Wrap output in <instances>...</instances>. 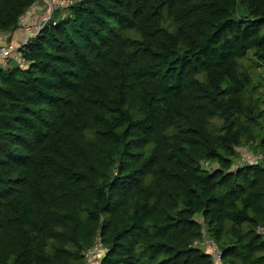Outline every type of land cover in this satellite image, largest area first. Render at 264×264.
Segmentation results:
<instances>
[{
    "label": "trees",
    "instance_id": "16d2710c",
    "mask_svg": "<svg viewBox=\"0 0 264 264\" xmlns=\"http://www.w3.org/2000/svg\"><path fill=\"white\" fill-rule=\"evenodd\" d=\"M70 1L0 69V264H264V0Z\"/></svg>",
    "mask_w": 264,
    "mask_h": 264
},
{
    "label": "built area",
    "instance_id": "2783aa9c",
    "mask_svg": "<svg viewBox=\"0 0 264 264\" xmlns=\"http://www.w3.org/2000/svg\"><path fill=\"white\" fill-rule=\"evenodd\" d=\"M43 2L45 10L37 24H30L27 16L21 18L19 28H22L28 36L23 45L20 47L11 44L0 45V69H7L14 65L23 66L25 60L21 48L26 45L30 39L37 36L40 30L51 21L54 14L59 11H66L69 7L74 5V2L70 0H43ZM243 150V148L238 150L240 155L235 162L236 168H241L245 165H264V154L249 152L247 149H245L246 151ZM257 234L264 238V226H259L257 228ZM199 247L202 249L206 247L211 248L214 264H224L222 251L219 249L216 242L206 238L199 244ZM107 253L108 249L103 246L101 237L98 235L93 246L84 253V264H101Z\"/></svg>",
    "mask_w": 264,
    "mask_h": 264
},
{
    "label": "crops",
    "instance_id": "0c3cea01",
    "mask_svg": "<svg viewBox=\"0 0 264 264\" xmlns=\"http://www.w3.org/2000/svg\"><path fill=\"white\" fill-rule=\"evenodd\" d=\"M44 10L45 9H44L43 0H37L36 4L30 9H28L25 16H27V19L30 22V24L35 25L39 22L40 17L44 13ZM27 38H28L27 33L22 28H19L14 33L2 34L0 36V45L11 44L20 47L21 45H23V43Z\"/></svg>",
    "mask_w": 264,
    "mask_h": 264
},
{
    "label": "rangeland",
    "instance_id": "374dc122",
    "mask_svg": "<svg viewBox=\"0 0 264 264\" xmlns=\"http://www.w3.org/2000/svg\"><path fill=\"white\" fill-rule=\"evenodd\" d=\"M61 13L62 14H65L66 13V11H61ZM264 79V78H263ZM249 152H252V150H250L249 148H246ZM245 150V149H244ZM243 150V151H244ZM246 151V150H245ZM205 249V250H204ZM204 249H202L204 252H206L207 254H209V255H212V250H211V248H209V247H206V248H204ZM212 260H213V257H212Z\"/></svg>",
    "mask_w": 264,
    "mask_h": 264
}]
</instances>
